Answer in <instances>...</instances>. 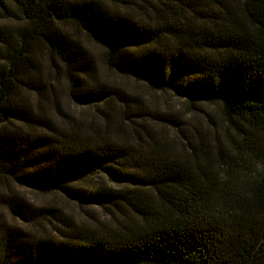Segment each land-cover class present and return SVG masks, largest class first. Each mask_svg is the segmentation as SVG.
Masks as SVG:
<instances>
[{
  "label": "trees",
  "instance_id": "16d2710c",
  "mask_svg": "<svg viewBox=\"0 0 264 264\" xmlns=\"http://www.w3.org/2000/svg\"><path fill=\"white\" fill-rule=\"evenodd\" d=\"M82 39L111 72L215 105L224 137L156 138ZM43 53L94 109L87 125L22 101ZM0 178L109 223L59 236L0 224V264H264V0H0ZM17 201L25 222L53 211Z\"/></svg>",
  "mask_w": 264,
  "mask_h": 264
},
{
  "label": "rangeland",
  "instance_id": "374dc122",
  "mask_svg": "<svg viewBox=\"0 0 264 264\" xmlns=\"http://www.w3.org/2000/svg\"><path fill=\"white\" fill-rule=\"evenodd\" d=\"M82 42L95 59L99 77L137 100L133 105L147 114L145 118L154 128L156 138L168 142L174 140L178 143L180 130L200 134L214 130L221 137L226 134L224 120L215 105L199 104L194 108L185 99L177 98L170 93L152 91L144 82L111 72L104 64L102 50L85 39H82ZM40 56V74L35 81L40 89L22 91V101L28 104L35 114L39 112V108H43L54 126H68L71 118L87 125L90 119H94V109L76 105L69 96L62 72L53 66L48 54L43 53ZM21 125L25 130H29L28 126L23 123ZM17 199H25L34 207L53 211L44 214L42 218H35L34 222H25L11 211V207L19 210ZM104 212L97 207L80 208L59 193L41 194L28 188H21L11 180L0 178V224L20 227L28 233L41 236H59L61 232L65 234L82 221L92 226L95 224L109 226L108 217Z\"/></svg>",
  "mask_w": 264,
  "mask_h": 264
}]
</instances>
